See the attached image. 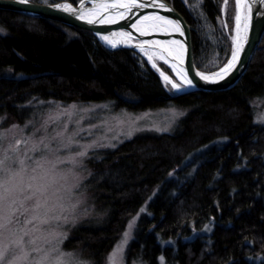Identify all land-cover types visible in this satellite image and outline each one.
Returning a JSON list of instances; mask_svg holds the SVG:
<instances>
[{
    "label": "trees",
    "instance_id": "16d2710c",
    "mask_svg": "<svg viewBox=\"0 0 264 264\" xmlns=\"http://www.w3.org/2000/svg\"><path fill=\"white\" fill-rule=\"evenodd\" d=\"M173 5L192 28L197 66L204 52L222 51L220 37L223 64L232 39L220 23L221 0H203L207 28L184 3ZM263 97L264 38L234 87L173 94L135 50H109L90 30L0 8V116L24 122L35 102L49 100L187 111L171 132H142L87 158L85 187L104 218L75 228L66 244L91 264H103L143 208L126 264H264V123L253 106Z\"/></svg>",
    "mask_w": 264,
    "mask_h": 264
},
{
    "label": "rangeland",
    "instance_id": "374dc122",
    "mask_svg": "<svg viewBox=\"0 0 264 264\" xmlns=\"http://www.w3.org/2000/svg\"><path fill=\"white\" fill-rule=\"evenodd\" d=\"M50 1L77 5L81 0H43L41 3ZM179 1L184 3L196 25L208 27L202 12L203 0ZM221 11L220 23L231 34L230 52L221 64L226 50L220 37L218 47L222 51L212 54L203 51L198 60L199 69L205 72L221 68L233 53L236 0H221ZM210 32L214 35L217 31ZM162 82L170 93H176ZM33 105L32 115L24 122L0 116V253H6L0 256V264H10L21 253L26 254L22 264H36L41 259L43 264H57L61 254L67 264H91L81 247L66 244L75 228L98 225L104 218V212L85 187L90 175L87 158L97 150L116 148L142 132H171L187 111L176 106L138 112L112 111L107 103L54 100L37 101ZM253 106L255 122L264 123V97L255 99ZM28 184L33 188L28 189ZM22 187L26 189L24 192L20 191ZM36 189L41 190L37 196L24 199ZM37 202L39 208L34 207ZM144 210L130 217L105 254L103 264H126L127 248ZM33 216L37 218L32 219ZM21 235L24 243H13ZM114 252L113 261L110 256Z\"/></svg>",
    "mask_w": 264,
    "mask_h": 264
},
{
    "label": "water",
    "instance_id": "95a60500",
    "mask_svg": "<svg viewBox=\"0 0 264 264\" xmlns=\"http://www.w3.org/2000/svg\"><path fill=\"white\" fill-rule=\"evenodd\" d=\"M110 0H81L77 5H73L69 2H56V3H38L29 1L27 3L21 2V0H0V8L14 10L25 15L47 18L62 22L69 26L79 27L92 31L101 44L109 50L117 49H132L139 52L138 43L124 44L119 35H116L121 30L129 32L131 34H137V31L133 27L141 17L148 16L151 13H159L162 16H167L171 19L178 20L179 26L182 28L181 41L184 45V61L180 65H176L178 69L187 73V75L193 79L195 86L176 92L177 94H183L191 91H224L237 85L243 78L247 70L249 69L253 58L258 51L264 38V0H248V4L251 5L249 11V28L246 35V42L243 43V49L240 52L239 59L235 66L228 72L223 79L216 81L205 80L201 78L198 73H204L207 76H212L214 73H219L225 65L213 72H205L197 66L193 53V39L192 30L185 15L177 9L173 4L167 0H160L167 5V8H160L153 4V0H140V3H149L150 7L141 8L139 6L133 7L130 10H125L123 7L111 8L107 12L103 13L99 17L95 18V22L89 23L86 19L80 18V13L87 12L88 9L95 8L99 4H104ZM55 5H62L57 8ZM64 5H71V10L63 7ZM171 9V10H169ZM120 11L132 12L137 17L135 19H117L114 23H104L101 20H110L108 16ZM101 36H108L111 40L115 41L114 47H109L103 43ZM136 35H133L134 38ZM144 48H156L162 49L160 45L155 43H145ZM164 50V49H163ZM166 51V50H164ZM141 54V53H140ZM142 55V54H141ZM150 65V64H149ZM151 66V65H150ZM152 69H154L151 66ZM156 71V70H155ZM157 72V71H156ZM158 73V72H157ZM160 76V74L158 73ZM163 81L162 77L160 76Z\"/></svg>",
    "mask_w": 264,
    "mask_h": 264
},
{
    "label": "snow or ice",
    "instance_id": "6c2138e0",
    "mask_svg": "<svg viewBox=\"0 0 264 264\" xmlns=\"http://www.w3.org/2000/svg\"><path fill=\"white\" fill-rule=\"evenodd\" d=\"M21 2L23 3H27L28 0H21ZM240 2L241 0H237V5L240 6ZM153 4H155V6H158L160 8H167V5L163 2H160V0H153ZM139 6L141 8H146V7H150L152 5H150L149 3H140V0H117V3L108 5V4H99L97 5L95 8H91L88 9L87 12H81L80 13V18L81 19H86L88 20L89 23L95 22V16L98 14L99 10H106L108 7H113V8H118V7H123L125 10H130L133 7ZM55 7L60 8L62 7V5H55ZM63 7H65L68 10H71V5H64ZM244 8L248 9L250 11L251 9V5L248 3H244L243 5ZM171 10V9H169ZM117 16H119V18L123 19L124 18V13L123 12H117ZM236 27H237V33L239 34L240 31V21H241V17L240 15L236 16ZM245 20V24H244V29H245V33L247 32L248 29V25L250 22V17L246 14L244 17ZM100 22H104V23H114L115 20L114 19H110V20H101ZM174 26V27H172ZM133 27L137 29V31L140 32H144L146 30H148L149 28H151L152 30H157V31H165L168 30L169 27H172V30L177 31V32H181L182 33V28L179 26V21L178 20H174L171 19L167 16H162L159 13H151L148 16H144L141 17L140 20H138L136 22V24H133ZM116 35H119L120 37L124 38V42H127L128 38L131 37V33L126 32L124 30H121L119 33H117ZM103 39L109 41V43H113L115 44V41H112L109 39L108 36H104ZM234 39L236 40V50L232 53V58L231 60L228 61V63L224 66V68H222L220 70L219 73L213 74L212 76H207L204 73H198V75L205 79V80H212V81H216L218 79H223L224 76H226L228 74L229 71H231V69L235 66L236 62L239 59V55L240 52L243 49V43L246 42V37L245 38H241L239 37V35L237 37H234ZM144 43L146 42H140V44H138V47L141 48V51H144ZM147 43H151V42H147ZM175 43L177 45L180 46V49L182 50L184 48V45L181 41H175ZM145 54L147 55V52H145ZM161 59H164L163 55L160 57ZM178 59H182V51L180 52V54L177 57ZM149 59L151 60L152 57L149 56ZM153 66L155 67V62H153ZM173 67H175V65H173ZM161 75L163 76L166 84L167 82H171V85L173 88L176 89H180L182 87L181 84L176 83L175 80H172V78L170 76H168L166 73L161 72ZM177 75L180 76L181 80L183 81V84L189 87H194V81L192 78H190L187 73H181L180 71L177 72ZM84 153H81V155H83ZM28 189H32L33 185L28 184L27 185ZM26 189L25 188H20L21 192H24ZM40 189H36L34 191H31L28 193V195H26L24 197V199H31L34 196H37L38 193L40 192ZM39 202H37V204L34 205L35 208H39ZM13 211H15V209H13ZM36 216H33L32 219H36ZM131 226V225H130ZM207 227V226H206ZM27 234V233H25ZM127 233H125V237H127ZM31 243H34V239L32 241H30ZM13 243L17 244V245H21L24 243V239H23V235L17 237V239L15 241H13ZM33 251H39V249H33ZM6 253H0V256H5ZM63 255L61 254V257L57 258V264H67L66 261L63 260ZM116 256V252H114L112 254V256H110V260L115 259ZM26 258V254L21 253L19 255H16L12 258V261L10 262V264H22L23 259ZM161 261L164 260V257L161 256L160 257ZM36 264H43V260H38L36 262Z\"/></svg>",
    "mask_w": 264,
    "mask_h": 264
},
{
    "label": "bare ground",
    "instance_id": "6f19581e",
    "mask_svg": "<svg viewBox=\"0 0 264 264\" xmlns=\"http://www.w3.org/2000/svg\"><path fill=\"white\" fill-rule=\"evenodd\" d=\"M114 3H117V0H110L108 2H105L104 4L111 5ZM244 3H248V0H241L240 6L237 5V0H236L237 15H240L241 21H240L239 34L237 33V27H236V23H235L234 37H237L239 35V37L245 38L247 35V32H248V29H247V32L245 33L244 17L246 14L249 16V10L243 7ZM111 8L112 7H108L106 10H99L98 14L95 16V18L99 17L100 15L107 12ZM120 12L124 13L123 19H135L137 17L132 12H126V11H120ZM108 19L117 20V19H121V18H119V16H117V13H113V14H110L108 16ZM172 27H174V26H172ZM172 27H169L168 30H165V31H157V30H152L151 28H149L148 30H146L144 32H139L137 34H131V37L128 38L127 42H124L123 37H120V39L124 42V44H134V43L140 44V42H146V43L151 42V43H155L157 45H160L162 47V49H156L154 47L153 48L151 47V48H144L145 50L141 51V48L139 47V52L142 54L143 58L146 61H148V63L154 68V70H156L160 74V76L162 77L164 82H165V80H164L163 76L161 75V72L166 73L168 76H170L172 78V80H175L176 83L181 84L182 87L180 89H176V88L172 87L170 81L167 82V85L170 86L171 88H173V90L175 92H179V91H184V90L190 89L192 87L184 85L180 76L177 75L178 71H180L181 73H184L183 71L178 69V67L176 66V65L182 64L184 61V48L181 50L180 46L175 43V41H181V33L172 30ZM248 28H249V25H248ZM133 35H136V36L134 38H132ZM103 37L104 36H101L100 38L105 45H107L109 47L115 46V44L109 43V41L103 39ZM236 43L237 42L234 39L233 52L236 50ZM163 49L166 51H164ZM181 51H182V59H178L177 57ZM145 52H147V55L145 54ZM162 55H163L164 59L160 58ZM149 56L152 57L151 60L149 59ZM231 58H232V54H231L229 60H231ZM153 62H155V65H156L155 67L153 66ZM173 65H175V67H173Z\"/></svg>",
    "mask_w": 264,
    "mask_h": 264
}]
</instances>
